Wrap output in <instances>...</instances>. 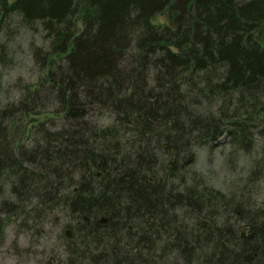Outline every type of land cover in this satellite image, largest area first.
<instances>
[{
  "label": "trees",
  "instance_id": "16d2710c",
  "mask_svg": "<svg viewBox=\"0 0 264 264\" xmlns=\"http://www.w3.org/2000/svg\"><path fill=\"white\" fill-rule=\"evenodd\" d=\"M13 15L48 45L0 105V239L62 211L47 264H264V0H0V33ZM205 146L249 169L215 188Z\"/></svg>",
  "mask_w": 264,
  "mask_h": 264
},
{
  "label": "rangeland",
  "instance_id": "374dc122",
  "mask_svg": "<svg viewBox=\"0 0 264 264\" xmlns=\"http://www.w3.org/2000/svg\"><path fill=\"white\" fill-rule=\"evenodd\" d=\"M165 20V13L159 14L154 23L163 24ZM72 22L73 26L82 27L78 15ZM4 25L10 31L7 32V28H4L0 33V43L8 52L7 62L0 65V105L16 101L21 95V87L35 84L43 76L38 63L39 57H35L33 48L34 45L42 48L48 45V39L40 30L19 29V21L15 15L6 20ZM100 122L106 124L110 120L102 117ZM220 141L227 142V137L223 135ZM249 160L248 155L239 154L237 170H234L237 177L245 175L249 169ZM193 167L204 175L210 185L218 189H227L231 180L237 178L233 177V171L226 164L221 147L205 146L198 149ZM261 187H264V182ZM66 221L62 211L48 214L39 227L34 226L37 221L26 222L21 216L6 218L1 230L0 264H47L48 260L59 255L62 250L65 237L62 226Z\"/></svg>",
  "mask_w": 264,
  "mask_h": 264
},
{
  "label": "water",
  "instance_id": "95a60500",
  "mask_svg": "<svg viewBox=\"0 0 264 264\" xmlns=\"http://www.w3.org/2000/svg\"><path fill=\"white\" fill-rule=\"evenodd\" d=\"M175 153V152H174ZM85 219H87V218H85ZM100 222L101 223H104L105 222V218H101L100 219ZM67 235L69 236V232H67ZM249 259V255H247L246 257H245V261H247Z\"/></svg>",
  "mask_w": 264,
  "mask_h": 264
}]
</instances>
